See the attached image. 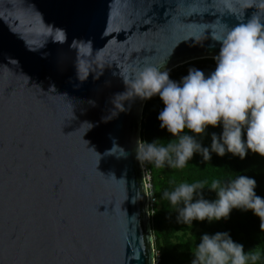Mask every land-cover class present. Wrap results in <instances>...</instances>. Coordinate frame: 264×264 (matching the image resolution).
Listing matches in <instances>:
<instances>
[{"label":"water","instance_id":"1","mask_svg":"<svg viewBox=\"0 0 264 264\" xmlns=\"http://www.w3.org/2000/svg\"><path fill=\"white\" fill-rule=\"evenodd\" d=\"M253 14L264 0H0V264H156L147 99L123 78L214 59Z\"/></svg>","mask_w":264,"mask_h":264},{"label":"clouds","instance_id":"2","mask_svg":"<svg viewBox=\"0 0 264 264\" xmlns=\"http://www.w3.org/2000/svg\"><path fill=\"white\" fill-rule=\"evenodd\" d=\"M213 39L220 49L214 57L215 70L207 76L190 68L176 82L168 71L146 65L133 78H123L124 94L140 99L160 97L164 104L158 115L160 127L174 137L166 144L160 139L137 141L136 158L142 165L149 163L160 169L167 163L173 169H183L195 153L209 161L210 151L220 157L227 152L241 160L249 151L264 157V22L253 14L247 22L226 27ZM219 125L223 130L219 136L212 134L211 149L202 147L195 136H202L208 126ZM205 188L216 193L214 201L203 198ZM255 188V179L229 175L227 179L213 178L210 183H180L163 192L161 198L177 208V221L184 224L227 219L233 209H242L259 217L264 232V198L256 195ZM194 195L198 197L195 202ZM191 252V264H258L264 259L259 247L245 252L227 232L204 234Z\"/></svg>","mask_w":264,"mask_h":264},{"label":"trees","instance_id":"3","mask_svg":"<svg viewBox=\"0 0 264 264\" xmlns=\"http://www.w3.org/2000/svg\"><path fill=\"white\" fill-rule=\"evenodd\" d=\"M214 59H200L179 66L169 72L171 80L180 82L188 74L190 68H196L209 75L215 70ZM164 104L158 95L147 99L142 119L141 140L151 143L160 139L165 144L174 137L161 129L158 120ZM222 125L208 126L202 136H195L188 130L187 134L195 136L202 147L211 149V136L222 133ZM246 139V136L244 137ZM211 159L205 161L202 154L195 153L183 169H173L165 164L163 168H155L153 164L145 163V169L151 176L152 192L156 199L150 209L151 224L154 235L156 264H189L194 259L191 248L200 243L204 234L214 235L217 232H227L231 239L244 246L245 252L259 247L264 251V232L260 230V219L251 210L233 209L227 219L209 222L196 221L184 224L177 221V208L170 201L162 199L165 191H172L180 183H193L213 178L227 179L229 175H245L256 180V195L264 198V157L248 152L245 159L227 153L220 157L211 152ZM204 199L214 201L216 193L205 188L202 190ZM198 197L194 195L193 202ZM179 205L177 207H182ZM258 264H264V259Z\"/></svg>","mask_w":264,"mask_h":264},{"label":"built area","instance_id":"4","mask_svg":"<svg viewBox=\"0 0 264 264\" xmlns=\"http://www.w3.org/2000/svg\"><path fill=\"white\" fill-rule=\"evenodd\" d=\"M145 175H146L147 187L149 190V211H150V209L153 208L156 199H155L153 192H152L151 176L147 171H145Z\"/></svg>","mask_w":264,"mask_h":264},{"label":"rangeland","instance_id":"5","mask_svg":"<svg viewBox=\"0 0 264 264\" xmlns=\"http://www.w3.org/2000/svg\"><path fill=\"white\" fill-rule=\"evenodd\" d=\"M189 264H191V263H189Z\"/></svg>","mask_w":264,"mask_h":264}]
</instances>
